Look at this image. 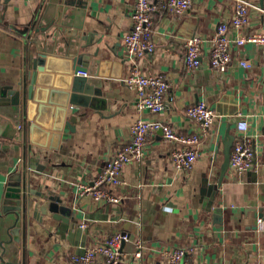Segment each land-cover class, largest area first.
<instances>
[{
    "label": "crops",
    "instance_id": "1",
    "mask_svg": "<svg viewBox=\"0 0 264 264\" xmlns=\"http://www.w3.org/2000/svg\"><path fill=\"white\" fill-rule=\"evenodd\" d=\"M82 1L87 7L74 10L71 26H59L52 50L65 58L78 50L98 62L110 60V76L96 77L101 97H87L86 107L69 105L78 115L75 132L66 128L58 149L33 145V153L26 154L22 133L0 139V264H69L73 254H83L115 233L129 237L122 248L123 264H167L161 256L167 248L188 250L189 264H264V46H234L233 62L223 74L210 66L217 26L231 20L235 2L193 0L184 16L160 9L154 14L155 51L150 57L131 60L122 39L132 30L135 0ZM249 2L253 7L241 34H264V0ZM47 3L0 0V87L17 84L26 70L30 46L23 33ZM229 34L237 36L234 31ZM191 37L204 42L202 67L195 71L185 66V45ZM120 58L125 59L123 66H117ZM240 61L252 67L245 69ZM134 68L168 77L163 114L137 111L135 92L125 84ZM118 74L121 78L114 77ZM224 98L227 101L222 103ZM199 102L217 115L208 130L186 114ZM138 119L170 124L181 135H200V156L192 172L181 175L175 170L172 146L160 130L151 137L143 160L121 172L113 190L120 204L95 202L91 197L77 200L78 186L93 184L111 156L130 143L131 127ZM240 119L248 122V134L254 139V165L242 174L229 167L219 185L224 143L228 135L236 138ZM33 154L36 170L30 169ZM26 172L30 187L42 195L33 196V202L44 204L54 196L67 211L56 219L33 214L32 209L16 241L18 216L5 194L11 179ZM137 242L144 247L140 258Z\"/></svg>",
    "mask_w": 264,
    "mask_h": 264
},
{
    "label": "built area",
    "instance_id": "2",
    "mask_svg": "<svg viewBox=\"0 0 264 264\" xmlns=\"http://www.w3.org/2000/svg\"><path fill=\"white\" fill-rule=\"evenodd\" d=\"M234 13L231 20L217 26L210 51V66L219 73H225L233 62L232 49L246 43L264 46V34L244 36L241 30L248 23L249 10L253 5L249 0H233ZM193 7V0H162L155 3L152 0H135L131 21L132 30L123 36V44L127 57L131 60H141L150 57L156 48L154 40V14L160 9L169 14L184 16ZM230 31L237 33L230 37ZM203 40L191 37L186 41L185 66L189 71L202 67ZM245 69L252 66L246 61H240ZM125 84L135 92L138 112H149L159 116L166 111L167 94L170 89L168 77L164 74L147 75L134 68L125 79ZM187 117L192 122L200 124L208 130L217 117L213 108L205 102H199L187 109ZM162 131L164 139L171 144L170 156L175 170L181 175L192 172L199 159L201 136L198 134L181 135L170 124L161 121H145L138 119L131 127V141L111 156L105 169L96 177L93 184H80L77 200L91 197L95 202L120 204L121 199L114 195L113 190L119 184L121 172L130 163L141 162L151 137ZM235 144L231 152L230 167L242 174L252 169L254 165V139L248 134L249 125L244 119L237 123ZM85 226H82L84 228ZM129 241L124 233H115L106 242L87 248L83 254H73L69 264H123L122 246ZM136 257L142 256L144 249L137 242ZM188 250L183 248H167L161 256L167 264H189Z\"/></svg>",
    "mask_w": 264,
    "mask_h": 264
},
{
    "label": "water",
    "instance_id": "3",
    "mask_svg": "<svg viewBox=\"0 0 264 264\" xmlns=\"http://www.w3.org/2000/svg\"><path fill=\"white\" fill-rule=\"evenodd\" d=\"M86 7V2L82 0H48L43 13L23 33L26 36V45L30 46L26 57V70L17 84L0 87V139H14L22 133L26 154L33 153V145L50 150L58 149L57 144L63 138L66 128L75 132L78 115L69 105L86 107L89 101L87 97L103 95L96 77L110 76V60L98 62L86 52L79 53L78 50L65 58L57 56L52 50L51 40L57 32H61L59 26H71L70 16L74 10ZM80 27L76 25V28ZM118 63L117 66H123L125 59L120 58ZM114 77L121 78V75ZM226 101L224 98L222 103ZM92 102L95 103V100ZM236 111H231V115ZM234 141V136L228 135L224 143L225 163L219 185L230 167ZM48 142L50 144L47 145ZM35 154L30 158L32 170H36L33 166L37 163ZM27 174L26 172L13 177L5 194L6 201L13 204V210L18 216L13 231L16 241H19V230L26 229L32 209L33 214L39 212L56 219H62L61 215L67 211L61 200L54 196L48 197L44 204L33 202V196L42 195L30 187Z\"/></svg>",
    "mask_w": 264,
    "mask_h": 264
}]
</instances>
